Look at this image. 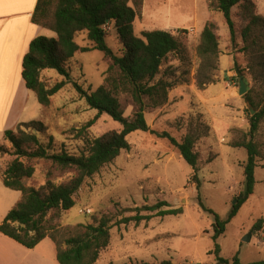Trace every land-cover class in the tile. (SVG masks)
<instances>
[{
  "label": "trees",
  "instance_id": "obj_1",
  "mask_svg": "<svg viewBox=\"0 0 264 264\" xmlns=\"http://www.w3.org/2000/svg\"><path fill=\"white\" fill-rule=\"evenodd\" d=\"M143 4L144 0H38L32 16L33 24L57 35L56 38H35L23 60L22 78L39 104L44 109L49 108L52 98L66 86L65 81L71 78L69 63L76 55L98 51L108 64L104 84L95 92L85 91L76 83L74 87L88 107L98 113L89 127L103 115L123 126L122 131H111L89 142L88 153L81 155L54 152L53 138L48 143L41 141L37 134L47 130L42 121L22 123L4 134V141L10 147L0 144V155L10 156L13 160L0 175L4 186L19 192L21 197L0 225V233L30 250L50 239L55 244L59 264H97L101 253L110 245L113 227L131 223L139 225L155 217L183 213L181 209L163 210L170 206L162 202L146 206L147 215L138 213L114 224L112 217L106 214L94 218L91 224L61 226L62 214L76 207V197L85 181L114 162L123 151L131 149L128 141L131 134L140 131L167 140L191 168L197 190L201 187L196 145L209 135L210 128L207 125L198 127L179 141L169 132L151 130L146 120L147 112L168 103L174 86L166 80H157L161 67L171 56L184 63L189 60L187 30L179 31L180 35L154 30L143 32L138 37L135 22L141 15ZM207 8L212 14L223 15L231 45L245 58V66H240L234 59L238 83L243 78L247 84L252 81L254 87L260 84L261 89L260 92L250 89L244 96L256 114L252 116L247 110L250 131L242 140L232 144L235 149L246 150L248 155L243 164V190L234 199L237 203L232 205L225 221L207 210L215 217L212 236L215 249L210 254H215L216 264H242L239 252L232 259L222 258L218 240L254 195L257 184L255 171L258 160L263 156L255 138L264 122V17L259 14L255 0H207ZM219 30L216 19L212 18L202 32L197 48L201 60L196 79L199 89L214 83L213 76L220 59ZM111 31L122 47L119 54L109 46ZM82 35L86 36L88 46L82 47L77 43ZM47 70L56 71L65 81L49 86L41 78L42 72ZM127 105L132 108L130 117L125 115ZM40 164L44 166V183L29 185L35 179L37 165ZM252 264H264V261Z\"/></svg>",
  "mask_w": 264,
  "mask_h": 264
},
{
  "label": "rangeland",
  "instance_id": "obj_2",
  "mask_svg": "<svg viewBox=\"0 0 264 264\" xmlns=\"http://www.w3.org/2000/svg\"><path fill=\"white\" fill-rule=\"evenodd\" d=\"M180 1V0H177ZM199 19L208 12L207 0H199ZM171 4V20L175 22L177 16H182L186 23L192 13V1ZM170 0H149L148 8H166ZM143 11V9H142ZM212 14V13H211ZM218 22H223L220 32V53L224 50L236 58L240 66H245V58L233 48L230 38L224 37L229 30L222 14H212ZM143 13L135 22V34L140 37ZM191 23V22H189ZM188 23V25H189ZM190 26V25H189ZM220 29V28H219ZM181 31V30H179ZM173 31L171 33L180 35ZM187 49L189 60L184 63L171 56L161 67L158 79L171 82L174 86L171 91L180 90L179 95L189 97L185 100L175 99V119L166 118L169 114L167 104L146 114V120L151 130L169 132L177 140H182L189 131L194 132L198 127L208 126L209 123L203 114L208 109L204 107L201 91L212 84H224L229 95V112L236 122L234 125H219L214 138H201L196 145L199 154V179L201 187L196 188L192 180V170L182 159L177 149L167 140L159 139L155 135L144 132H135L128 137L131 145L129 151H123L111 164L104 166L100 172L85 181L79 191L75 208L62 214L61 226L69 227L78 224H91L94 218L110 215L113 224L122 218L147 215L145 207H152L165 202L167 209H181L183 213L177 216L164 218L155 217L149 222L139 225L131 223L127 226L113 227L111 242L100 256L97 264H136L139 259L149 264H216L214 252L215 243L212 239L215 217L209 211L226 220L231 211L234 199L243 190L244 180L242 165L248 155L244 149H234L232 144L243 139L250 131L248 103L239 95L237 73L228 74V79L220 66L214 73V83L203 89L197 87V73L201 60L197 54L200 39L194 28L187 30ZM77 43L88 46L86 36L82 35ZM109 46L117 54L121 46L111 31L108 38ZM108 64L103 54L94 51L88 54H78L69 63L70 80L63 79L56 71L52 74L41 75L49 86L65 81L66 86L52 98L49 108L29 105L26 115L37 121H42L47 130L38 133L41 141L48 143L53 138L54 152H68L72 155L87 154L89 142L111 131H122V124L115 122L109 116L103 115L92 126L88 124L97 116V111L88 107L76 91L74 84H78L85 91L95 92L104 84ZM248 91L255 89L260 92V84L254 87L249 80ZM170 91V92H171ZM248 94V93H247ZM255 94V93H254ZM232 96V97H231ZM235 99L242 100L236 103ZM185 100V101H183ZM211 112H215L211 110ZM127 117L132 115V108L126 106ZM219 121V120H217ZM210 128V127H209ZM211 130V128H210ZM209 136V135H208ZM207 136V137H208ZM255 141L260 144L263 156L258 160L255 171V193L243 205L235 219L228 225L224 236L218 240L221 247L220 256L232 259L238 252L242 264H252L264 261V122L261 124ZM0 144H6L3 141ZM10 147L9 145H7ZM218 157V159H217ZM217 159V160H216ZM13 160L12 157L0 155L1 169ZM216 160V162H215ZM213 163V164H212ZM44 166L37 165V175L29 185L40 186L44 183ZM13 192V191H12ZM19 193V192H15ZM21 195V194H20ZM251 234V240L244 238Z\"/></svg>",
  "mask_w": 264,
  "mask_h": 264
},
{
  "label": "crops",
  "instance_id": "obj_3",
  "mask_svg": "<svg viewBox=\"0 0 264 264\" xmlns=\"http://www.w3.org/2000/svg\"><path fill=\"white\" fill-rule=\"evenodd\" d=\"M174 1L177 4L185 3L189 0ZM191 1L192 13L188 19L191 23H186L181 20V18L185 19L182 16H177L174 20L175 22L171 20L172 10L170 8L171 4L174 3L173 0H170L169 6L164 9L160 8V5L155 6V8H148L149 0H144L141 32L161 30L171 33L177 30L194 28L195 33L200 39L206 23L213 16L208 11L206 4L208 12L199 19L198 5L200 1ZM37 2L38 0H0V143L2 141L5 143L4 134L6 131L16 129L22 123L35 121L36 119H33V117L25 119L29 112V105H40L35 94L26 88L22 78V64L24 57L29 51L30 44L35 38L39 36L56 38L57 35L52 31L33 24L32 16ZM255 2L259 14L264 17V0H255ZM216 21L221 32L223 22H218V19ZM224 37L229 39L230 32L228 34L225 33ZM220 66L225 74V78L228 79V74L233 72L234 64L233 56L227 50H224V53H220ZM49 71H43L42 74H52ZM179 92L180 90L170 92L167 103L169 114L166 115V118L175 119L178 116L174 111L176 108V98L180 100L189 98H182L181 95L177 97ZM201 92H203L201 97L205 101L204 107L208 109L203 114L211 128L209 136L205 139H207L206 141L208 139L210 141V139L214 138L219 125H223V127L225 125H234L236 122L233 121V118L237 119L238 117L232 116L229 112V95L224 84H212ZM235 101L236 103H241L242 100L235 99ZM211 110L215 112H211ZM7 145L9 144L7 143ZM20 197V193L12 192L4 186L0 175V225L19 201ZM134 261L143 262L139 259ZM0 264L59 263L57 261L55 244L50 239H45L35 249L30 250L0 233Z\"/></svg>",
  "mask_w": 264,
  "mask_h": 264
},
{
  "label": "water",
  "instance_id": "obj_4",
  "mask_svg": "<svg viewBox=\"0 0 264 264\" xmlns=\"http://www.w3.org/2000/svg\"><path fill=\"white\" fill-rule=\"evenodd\" d=\"M239 86H240L239 87V95L241 97H244L248 93V86H247V83L245 82V80L243 78H240ZM248 108H249L250 114L252 116H254L256 114V111L254 110V108L251 105H248ZM236 203H237V200H234L233 206L236 205ZM250 240H251V234L250 235H247L244 238V241L245 242H249ZM196 264H200V263H196Z\"/></svg>",
  "mask_w": 264,
  "mask_h": 264
}]
</instances>
